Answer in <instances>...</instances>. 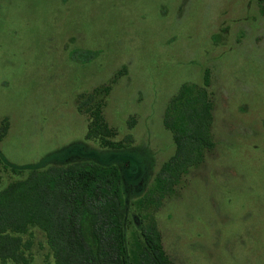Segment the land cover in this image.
Masks as SVG:
<instances>
[{"label":"rangeland","instance_id":"rangeland-1","mask_svg":"<svg viewBox=\"0 0 264 264\" xmlns=\"http://www.w3.org/2000/svg\"><path fill=\"white\" fill-rule=\"evenodd\" d=\"M182 84L207 91L209 143L159 202L138 206L175 151L164 119ZM103 85L122 147L85 136L79 99ZM4 116L0 187L37 162L113 163L127 236L149 211L172 264H264V0H0ZM26 238V262L0 264L53 261L42 229Z\"/></svg>","mask_w":264,"mask_h":264},{"label":"trees","instance_id":"trees-1","mask_svg":"<svg viewBox=\"0 0 264 264\" xmlns=\"http://www.w3.org/2000/svg\"><path fill=\"white\" fill-rule=\"evenodd\" d=\"M109 85L83 93L79 107L88 113L85 136L102 146L121 147L122 140L110 135L115 128L103 114ZM165 125L172 129L175 151L157 171L148 193L137 198L138 206L159 202L187 165L201 157V147L209 143L212 119L211 100L204 88L182 84L170 100ZM8 127L0 121V140ZM0 162L6 164L0 157ZM17 166L19 170L24 167ZM28 172L0 187V259L26 262L30 244L23 234L31 226L43 230L53 261L48 264H172L161 235L149 211L140 213V227L127 236L122 174L116 164L74 160L42 169L39 162L27 165Z\"/></svg>","mask_w":264,"mask_h":264},{"label":"flooded vegetation","instance_id":"flooded-vegetation-1","mask_svg":"<svg viewBox=\"0 0 264 264\" xmlns=\"http://www.w3.org/2000/svg\"><path fill=\"white\" fill-rule=\"evenodd\" d=\"M122 147V146H121Z\"/></svg>","mask_w":264,"mask_h":264}]
</instances>
